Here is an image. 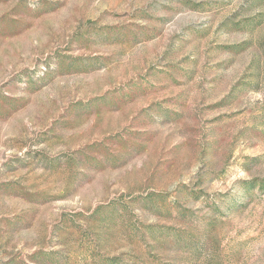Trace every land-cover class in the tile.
I'll return each mask as SVG.
<instances>
[{"label":"rangeland","instance_id":"obj_1","mask_svg":"<svg viewBox=\"0 0 264 264\" xmlns=\"http://www.w3.org/2000/svg\"><path fill=\"white\" fill-rule=\"evenodd\" d=\"M0 264H264V0H0Z\"/></svg>","mask_w":264,"mask_h":264}]
</instances>
